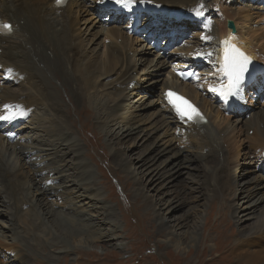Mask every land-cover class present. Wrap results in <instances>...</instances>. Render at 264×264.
Masks as SVG:
<instances>
[{
    "label": "rangeland",
    "instance_id": "1",
    "mask_svg": "<svg viewBox=\"0 0 264 264\" xmlns=\"http://www.w3.org/2000/svg\"><path fill=\"white\" fill-rule=\"evenodd\" d=\"M86 3L88 6L82 8V15H78V19L74 18V34L77 38L66 43V45H71L76 41V45L82 52L85 51L89 55L97 54L93 58L99 57L102 66L106 63V68H102V71L99 70L96 74L97 81H103L105 86L100 87L101 85L98 84V89L88 92L92 94V98L87 93L86 104H83L80 93H77L79 99L76 101L72 94L73 83L66 85L62 72L53 71L56 64L52 69L40 66L38 68L40 74L50 82L51 96L55 93L58 97H56V102L58 101L60 105L55 107L54 111L59 115V121H56L50 115L48 107L39 101L35 90L29 89L30 84L20 82L18 74L14 72L11 76H7V69L3 71L0 68V85L2 86L0 88V115L9 111L4 107L9 103H1L4 91L7 89L31 92V102L33 99L39 102L34 107L29 108L28 104H24L21 105L22 108L19 105L20 109L14 110L24 114L23 117H18L19 122L13 127L15 132L13 138L16 142L8 141L6 135L5 129H9L8 124L11 122L0 120V155L4 156L7 162L9 161L8 166L10 167L16 165L18 168L24 160L31 166H25L24 174L20 176V182H23L25 186L18 190V203H15L18 204V212L14 220L11 218L14 216L16 207L13 202H9V187L0 181L2 192L0 197V264H10L7 260H11L17 252V249L11 250L12 245L10 244L14 242H18L34 257V264H241V260L237 257L241 254L249 255L252 251H254L253 263L264 262V235L260 234L262 238L252 235L248 242L249 245L237 243V240L242 237V234H239L240 230L258 226L264 216V183H262L264 173L259 170V165H261L264 171V162L262 163L264 144L259 142V138H264V120L262 119L264 116V0H233L225 3L228 7L227 12L229 14L232 12V16L240 23L237 24V28L240 27L242 32L244 30V36L249 38L247 42H253V48L248 50V54L251 58H255L261 70L257 82L243 88L235 109L218 112L219 109L216 106L211 102L208 106L207 102L209 110L210 106H213L211 108L213 116L210 115L212 123L209 125L208 122L207 126H194L196 129L193 128V130H190L191 125H186L189 130L185 129L173 111L170 109L165 111V104L167 105L168 102L163 89L166 83H169L166 81L173 74L172 63L178 61L177 58L165 55L162 61L169 62V67H164L163 72L156 71L155 66L159 64H154L155 66L150 68L147 64L152 65L153 62L148 61L145 64L140 60L141 65L135 67L136 65L134 66L130 60L131 57L133 60L141 57L143 60H151L155 57L158 59V54L146 48L149 53L153 54L144 55L142 52L140 56L134 55L137 48H143V44L153 49L155 45L146 40V37L141 36L142 34L131 35V39L138 37L142 40L137 46L131 44L130 41L127 42L128 37L125 34L127 28H125L119 37L122 41L120 43L126 45L125 51L120 47L121 54L126 55V70L124 62L117 66L119 63L117 52L114 55L117 58L116 61L113 60L114 62L110 63L112 49L118 45L120 39L117 43L109 37L106 28L113 26L123 28L127 26L128 21L123 24L118 20L108 21L106 19L110 18V15L97 16V3L89 0ZM197 4L194 1L192 3L180 1L178 6L192 5L194 7ZM71 9L66 14L72 12L74 15L75 10H79L75 6L73 10ZM181 22L184 23L183 20ZM223 22L225 20L222 18L217 24L221 31L224 30L225 23ZM192 23L195 25V22ZM185 24L190 23L185 22ZM123 34L125 35L122 36ZM14 37L12 36L11 41ZM175 45L171 43L165 47L162 44L163 49H158V51L160 55L163 51H168L171 55L177 49L173 48ZM109 46L110 52H108ZM188 47L187 45L183 48ZM79 56L80 53L78 58ZM58 58L62 60L63 55ZM78 58H73V63L78 65ZM17 59H19L18 56ZM71 62L68 61V63ZM87 62L79 67L81 71L76 70L78 75H82L83 70L87 69L85 68L88 66ZM178 63L174 64V68L180 67ZM108 65L111 66L107 67ZM147 67L150 69L145 70ZM156 67L158 69V66ZM207 72L208 70L204 71L203 76L195 81L207 79ZM130 76L133 80H130L132 78ZM197 84L200 82L185 85L186 94L190 95L194 90L201 95ZM94 91L98 95L97 100L102 102L101 111L109 112L107 114L111 116L112 113L117 115L116 120L110 122L112 124L109 123L110 127L116 130L119 124L121 127L130 126L138 130L137 134L135 133L128 139L107 136L103 130L104 122L109 115L105 116L102 113L101 116H96L100 110L95 107L93 101ZM121 94L124 95L121 97ZM122 98H124V105L117 108ZM11 103L13 105L11 109L16 108V102ZM231 103L235 106L233 102ZM90 109L91 114L88 113ZM255 110L259 112L251 116V122L243 119L250 117L251 111ZM23 111H28V113L25 115ZM221 111L223 118L220 115ZM165 112L170 113L169 115L174 116L173 118L176 117V121L173 118V120L168 119L169 116L165 115ZM240 116L242 119L239 123L245 121L247 129L240 126L235 130L228 129L230 124L237 126ZM218 118V121L214 120ZM259 120L262 121L259 122ZM117 122L120 123L117 124ZM248 125H252L251 129ZM199 128L206 129L198 130ZM46 129L51 130L52 133L48 135L45 133ZM61 135L66 137L67 145L60 146L62 152L54 153L58 145L53 141ZM183 135L184 138H182ZM254 136L257 143L253 140ZM205 139L215 141V144L219 145L215 152L220 162H224L223 156L232 155V160H230L233 167L230 173L233 191L229 192L230 188L228 184L226 185L224 178L219 179L218 181L221 182L218 183L214 176L207 180L203 175L202 170L204 169H201L203 166L209 169L211 165L217 164L212 162L213 158L206 160L203 157L202 162L195 159L196 163L193 162L192 165L198 169H192L190 165H186L187 159H190L194 152L196 154L202 151L193 144H200ZM233 141L236 143L234 144ZM209 145L213 146V143ZM252 145L257 148L255 149ZM20 148L25 150L29 157L26 159L19 157ZM35 148H38V152ZM238 149L241 152L235 155ZM210 152L212 153V150ZM173 153L175 154L172 159L170 156ZM127 157H130L132 161L126 159ZM137 158L143 159L146 164L138 167ZM39 161L41 163H38ZM124 161L128 163L127 166ZM81 163L85 166H81ZM178 163L182 168L179 169ZM58 167L60 168L58 171H63L62 179H60V174L52 172ZM180 170L183 173L178 175L177 172ZM71 174H75L72 178H75L77 184L69 181ZM152 175L155 178L163 175L164 178L151 181ZM169 176H173L171 183L169 179L165 180ZM53 178L57 179L52 180ZM176 179L179 183L173 182ZM195 180L202 183L201 193L194 188L193 191L190 190V197L186 198L182 190L177 192L184 186H187L184 189L188 187L191 189L192 186L198 185L194 182ZM82 182L85 184L80 185ZM246 182L249 183L246 184ZM28 184L32 187L30 191L27 190ZM48 185L60 187L58 196L56 194L46 196L42 203V210L45 212L43 214L47 215L51 222L53 220V223H48L49 226H47L48 229L52 227V236L47 234L45 229L42 230V226L37 232L33 231L31 225L32 222L38 225L39 220L36 218L42 212L33 205L34 200L41 198V190ZM46 200L57 211L66 205L73 204L79 208L78 211L83 210L85 213H78V215L74 213L75 218L73 217L72 222L75 224L72 225L59 220L61 222V228H59L62 231H58V224L55 223L58 219L53 218L49 212L50 208ZM255 206L258 209L253 212ZM68 230L80 234L78 233L76 238L65 241L63 237L66 234L61 235L60 233ZM45 239L49 242L54 241V244L50 242L54 246L53 249H49V246L47 249L39 246V243L44 245ZM36 240L40 241L37 243ZM257 240L259 241L256 243ZM253 241L255 244H250ZM64 246L81 247V249L66 251L62 248Z\"/></svg>",
    "mask_w": 264,
    "mask_h": 264
},
{
    "label": "bare ground",
    "instance_id": "2",
    "mask_svg": "<svg viewBox=\"0 0 264 264\" xmlns=\"http://www.w3.org/2000/svg\"><path fill=\"white\" fill-rule=\"evenodd\" d=\"M86 1L87 0H70L68 5L66 6V8L60 10L59 8H56V7L53 6V0H12L10 3H8L7 1H4V0H2V1L0 0V15L2 16L3 20L11 21L13 23V32L11 34H9V35H0V63H1V68H2L3 71L5 70V68L8 70L7 71V73H8L7 76H11L13 74L12 72H14V73L18 74V80L20 82H26L27 84H30L29 85V89L35 90L36 93L35 92L34 93L38 95L39 101L42 102L43 104H45V107L46 106L48 107V110L50 111V115L53 116L56 121H59V115L54 110H55V107L59 106L60 104H58V101L56 102V97L57 96L55 95V93L51 96V94L49 92V89H51V87H50L51 85L49 84L50 82L45 80L43 78V76L40 74V71L38 70V68L40 66L44 67L46 69L47 68L52 69L53 66L56 64V67L54 68L53 71L54 72H57V71H61L62 72V74L64 75V78H65V84L66 85L73 83V85H72V94L75 97L76 101H78L79 97L77 96V93L78 94L80 93V95H81V97L83 99V104H86V100L88 99V96L86 94L88 92H92L93 91L92 89H95V90L98 89L97 86H99V85H101L100 87L105 86L103 81H99V80L97 81L98 77H96V74H97V71H99V70L102 71V68H106L105 67L106 63L104 64V66H102V64L99 62V57L98 58L97 57L93 58L94 56H97V54L89 55L85 51L82 52V50H80V48L76 45V41H75V43H72L71 45H66L67 41H71L72 42L73 40H75L77 38L75 36V34H74V25H75L74 18L78 19V15L83 13L82 8L88 6ZM89 1H92L93 3H97L96 0H89ZM100 1L105 6L108 3L107 0H100ZM157 1L163 2V3L171 5V6H178V3L180 1L185 2V3H192L193 1L195 3H200L202 0H193V1H189V0H171V1H169V0H157ZM177 1H178V3H176ZM205 1H211V0H204V2ZM215 3H217L221 7V11H222L221 13L224 16L223 19L225 20V22H223V23H225L223 31L218 29L219 27L217 26L216 27L217 28L216 31H214L213 33H209V34H214V35L218 36L217 40L218 41L221 40V42H223L219 53H222L225 50V46L228 44L229 46L234 48L232 53H235L234 50L236 48H238L247 57H249L253 61H256L255 58H251L250 55L248 54L250 49L253 48V42H247V39H249V38H246L247 36L246 37L244 36V30L242 32V30H240V27L237 28V24L239 23V22L236 21L237 18L235 19L232 16V14H231L232 12H230V14H229V12H227L226 9L228 7L226 5H224L221 2V0L214 1V3H211L210 5L208 3H206V4L211 6V5H214ZM73 6L78 7V9H79V10H75L76 11V13H75L76 15L75 14L73 15L72 12L66 14L68 12V10H70L71 8H72L71 10H73ZM133 8L136 9V6H133ZM222 9H224L225 11L222 10ZM184 10L186 11V9H184ZM114 11H115L114 9H105L104 6H99L98 3H97V16H99L100 14L112 15V13ZM185 11H182V17L185 15ZM60 16H62V17L60 18ZM125 17H128L127 26H123V28H120L119 26H113L111 28H106V33H107V35L109 37H112L114 40L117 41V43H118V41L120 39L118 45L115 48L112 49L113 53L110 54V63H111L113 60L116 61L117 58L114 55L116 54L115 52H117L118 60H119V63L117 64V66L121 65L123 62L124 63L126 62V55L125 54H123V55L121 54V48H120V47H122L123 51H125L124 47H126V45H125V43H120L122 41H121V38L119 37V34L121 35V31L123 29H125V28H129L130 25H133L134 23H135V25L138 24V23H141V22H138V21L136 22L135 21L136 20L135 14L126 15L123 12L119 13V16L116 18V20L121 21ZM229 20H231V21H233L235 23L236 32L233 29H229L227 27V22ZM162 21H163V19H162ZM54 24H56V26H54ZM188 25H190V24H188ZM138 29H139L138 27L135 28V30H138ZM129 30L132 31V29L129 28V29H127V32L125 34H127L126 36L128 38H130V40L128 38H126V40H127V42L130 41L131 44L137 46L138 44H140V41H142V40L139 39L138 37L137 38L132 37V39H131V33H130ZM125 34H123L122 36H124ZM12 36H15L14 38H16V39L13 38V40L11 41ZM161 37H162V39L164 37L165 38L164 40H166V41H172V38L168 37L164 33L162 34ZM155 39H156V34L153 36L152 40H155ZM110 46L108 47V52H110ZM159 46H160V44L157 43L156 48L159 49ZM146 48H149V49L153 50V52L155 51V49L151 48L149 45L148 46H144V44H143V48H140V49L137 48L136 52L133 53V54L140 56V54L142 52H144L143 53L144 55H147V54H151L152 55L153 53H149L148 50H146ZM191 48H194V46L188 47L187 49H185L183 47H180V48H178L176 50H177V52L179 51V52H183L184 53V51L185 52L190 51ZM118 49H120V50H118ZM79 53H80V56L78 58ZM156 53L158 54L157 55L158 59H156V57H155V59L143 60V57H141L138 60H133V58L131 57L130 60H131V62H132V64L134 66L136 65L135 67L141 65V62H145V64H146L147 61L148 62H153L152 65L150 63L147 64L150 68L155 66L156 64H159V65H156V66H158V69L155 66L156 71L163 72V68L164 67H169V62L165 63V61H162V59L165 57V54L160 55L159 52H156ZM60 55H63V59L62 60L58 58V56H60ZM17 56L19 57V59H17ZM76 57L78 58V65L75 62L73 63V58H76ZM173 58H176V57H173ZM86 59H87V61L88 60L89 61L88 62L85 61ZM140 60H142V61L140 62ZM177 60L180 61L181 57L177 58ZM68 61H72V62L68 63ZM86 62L88 64V66L85 67V68H87V69L83 70L82 75L81 74L78 75L76 70H80L81 71V69L79 67L82 64L86 63ZM177 65H181V63L179 62ZM109 66H111V65H108L107 67H109ZM215 66H216L215 68H212V69L208 70L207 77H206L207 79L208 78L212 79V77L218 79V78L222 77V69H221L222 67H220V61L219 60L215 62ZM149 67H147V69H145V70H149L150 69ZM175 69H178V68H175ZM125 70H126V63H125ZM128 70H130V69H128ZM259 71H260V68L258 66H256V65H251L249 68H246V74L243 75L242 84L239 83L237 88L235 89L236 94H238L241 91L242 87L247 83V80H249V79L252 80L256 76H258ZM132 72L134 73L135 70L133 69ZM178 72H181V71L178 70ZM105 75H108V74H105ZM210 75L212 77H210ZM132 76H133V74H132ZM132 76H130V77H132ZM175 77H177V75L174 76L172 74L171 77L167 78L166 82H169L170 84L166 83V85H165L163 90H165L166 88H171V89H173V90L185 95L186 92L184 90L187 87H185V85L179 84L176 81ZM130 80H133V77ZM196 81H194L192 83H195ZM245 81H246V83H245ZM216 82H218V81H216ZM206 83H208V80H206ZM212 83H215V81H212ZM109 86H110V84H109ZM215 86H217V85H215ZM1 87L2 86L0 85V88ZM190 90H192V89H190ZM24 91L20 92V91H16V90L12 91L11 89H7L6 91H4V98H3L1 103H5V102L7 103L8 102L10 104L11 102H16V105H18V106L19 105H23V104H28L27 106L29 108H30V106L34 107L37 104H39V102L37 100H35V99H33V102H31V100H30V99H32L31 98L32 97L31 92H28V90H27L28 93H25ZM56 92H57V90H56ZM95 92L96 91H94V93H93L94 94L93 95L94 96L93 101L95 102V107L99 108V110H100V112H98L96 114V116H101L102 113L104 112V111H101V107H102L101 103L102 102L100 103V101L97 100L96 97L98 95H96ZM88 95L92 98V94L91 93H88ZM122 95H124V94H121V97H122ZM186 95H188V94H186ZM22 96L23 97L25 96V98H22ZM188 96L191 97V98H194L196 101L200 102V105H201L202 109H204L206 111V113H207V115L209 117V123H210L209 125H211L212 120H210V115L213 116V114L211 113V108L213 106H210L211 108L209 110V108L207 107V102H208V106L211 103H212V105H214V104L211 101V99L209 98V96H206V95H203V94L202 95H198L194 90H193V93H191ZM166 100H167V96H166ZM123 102H124V98H122L120 100V104L117 105V108L119 106H123L124 105ZM231 102H233V104L236 106V103H235L234 100L231 101ZM247 103H249V102H247ZM80 104H82V103H80ZM89 104H91V103H89ZM104 105H105V103H104ZM167 105H169V106H167ZM167 105L165 104V109H166L165 111H167L168 109H170V111H173L171 105L169 103ZM218 109H219L218 110V112H219L220 109H222V106L218 105ZM91 112H92L91 109L88 110V113L91 114ZM251 112L252 113H250V117H248V118L244 117L243 119L248 121V122H251L252 121V117L251 116L254 113H257L259 111L255 110V111H251ZM107 113H109V112H107ZM107 113H103V115L104 114H105V116L109 115ZM221 113H222V111H221ZM169 114H167V112H165V115L169 116L168 119L173 120V119L176 118V117L173 118L174 116L172 117V115H169ZM173 114H175V113H173ZM2 115L9 116L10 120H14V119L15 120H19L18 117H23L24 114L19 112V111H12V112L7 111L6 113L1 114L0 116H2ZM220 115L222 116L223 113L220 114ZM109 116H108V118H106V120L104 122L105 127H104V130H103L107 136H112V137H115V138L116 137L117 138L121 137L123 139L124 138L128 139V138L132 137V135H134L135 133L137 134L138 130L136 131L133 127H130V126L121 127L120 124H119L120 122H117V124H119V126H118V128L116 130H115V128L112 129L110 127L111 126L110 124H112V123H110V122L115 121L116 120L115 117L117 115L115 113H112V116H111V114ZM223 116H222V118H223ZM241 119H242L241 116L238 117V120H237L238 123H237L236 127L233 126V124H230L227 128L230 129V130L231 129L235 130L238 126H240V127H243L244 129H247V126L245 125V121L242 122V123H239ZM262 119L264 120V116L262 117ZM214 120L218 121L219 118L218 119H214ZM226 120H228V118H226ZM175 121H176V119H175ZM260 121H262V120H259V122ZM263 123H264V121H263ZM206 124L201 125V126H205ZM252 124L255 125L254 123H252ZM61 125H62L61 127H63V123H61ZM258 125H259V123H258ZM10 126H11V123L8 124L9 128H10ZM248 126H249V129H251L252 125H248ZM256 127L258 128V126H256ZM22 128L25 129V127H22ZM193 128L196 129V127L192 126L190 128V130H193ZM260 128H263V127L260 126ZM200 129L201 130H205L206 128H199L198 130H200ZM187 130H189V129H187ZM260 131L263 132L262 130H260ZM245 132H246V130H245ZM45 133L50 135L52 133V131L49 130V129H46ZM209 134H210V132H209ZM9 135H10V133L7 135L8 136L7 137L8 141H9ZM198 136H201V135H198ZM63 137L64 136L61 135L60 137L55 139V141H53L56 145H58V148L55 149L54 153L62 152V151H60V146L67 145L66 137H64V138ZM184 137L185 136L183 135L182 138H184ZM253 140L257 143V140H256L255 136H254ZM123 142H124V140H123ZM211 142L213 143V146L209 145ZM259 142L261 144H264V138H262V139L259 138ZM233 143L235 144L236 141H233ZM8 145L14 146V145H12L10 143ZM193 145L197 146L198 148H201L202 151L199 152L200 154L199 153L194 154L195 153L194 152L193 155L190 157V159H187L186 165L187 166L190 165L192 167V169H198L197 167H194L192 165V164H194L193 162L196 163L195 159L199 160V162L200 161L202 162V160H204L203 157L206 160L208 158H213L212 162L213 163H217V164L216 165L213 164V165H211V167L208 166V167H210L209 169L206 168L205 166H203L201 168V169H204V170H202V172L204 173L203 175L206 176L207 180L212 178L213 176L215 177L216 181H218L219 179L223 180V178H224V181H225L226 185L228 184V187L230 188L229 192L233 191L232 190L233 186H232V182H231V173H230V171H231V169L233 167L232 163H231L232 155L223 156L222 159H224V162L222 163V162L219 161L218 157H216L215 150L217 151V148H218L219 145L218 144L216 145L215 141H212V140H209V139L208 140L205 139L204 141L200 142V144H195L194 143ZM239 146H241V144H239ZM252 146L255 149L257 148L255 145H252ZM211 148H214V149H211ZM223 148H224V146H223ZM35 149H37L36 152H38V148H35ZM204 150H206V151H204ZM210 150H212V153L210 152ZM219 150H220V148H219ZM177 152L181 153L180 150H177ZM239 152H241L240 149L237 150L235 155H237ZM50 153H52V152H50ZM18 154H19V157L21 156L22 158H25V159L27 157H29V154H27L25 152V150H22L21 148H20V150H18ZM174 154L175 153H173V155L170 156L172 159H173ZM261 155H263L262 152H261ZM263 158L261 159V161L263 160ZM126 159H129L130 161H132L130 157L129 158L127 157ZM228 161H229V163H228ZM8 162H7V159L6 160L4 159V156L0 155V181H2V183H4V184L6 183L8 185L9 190H10L9 191V196H8L10 198L9 202L10 203L13 202V205H14L15 203H18L17 202L18 201L17 200V198H18L17 195H19L18 194V192H19L18 190L21 189L22 186H25V184L23 182H20V176L24 174L23 168L25 166L26 167H28V166L31 167V166L29 164H27L25 162V160L23 161L22 165L20 167H18V168L16 167V165L14 167L8 166ZM263 162H264V160L262 161V163ZM38 163H41V162L39 161ZM137 163H138V167H142L143 165L146 164V161H144L143 159L139 158L137 160ZM3 164H5V165H3ZM124 164L127 166L128 163H125V161H124ZM81 166H85V165L83 163H81ZM177 166L179 167V169L182 168L181 164H179V163L177 164ZM59 169H60L59 167L55 168V169L52 170V172H57L58 174H60V179H62L63 176H64V175H62L63 171H58ZM259 170L264 173L263 168L261 167V165H259ZM181 173H183L181 170L177 172L178 175H180ZM74 175L75 174H71L70 175V180L69 181H71V183H73V184H77L75 178H72ZM172 177L173 176L166 177L165 180L169 179V181L171 183L172 182V179H171ZM151 178H152L151 181H154V180H158V178H164V176L160 175L157 178H155L154 175H152ZM54 179H57V178H53L52 180H54ZM263 179H264V174H263ZM173 182L174 183H179L178 179L173 180ZM194 182L196 184H198V185L192 186L193 188L191 187V189H190V187H188V189H184V188L187 187V186H184V187L178 189L177 192L182 190V194L186 198L190 197V192L193 191L194 188L197 189V192L201 193L202 192V187H203L201 181H196L195 180ZM220 182L221 181H218V183H220ZM247 183H249V182H246V184ZM262 183H264V181ZM262 183H261V185H262ZM6 184H5V186H6ZM82 184H85V183L84 182L80 183V185H82ZM59 188L60 187H57V188L56 187H52V185L46 186V188H44L40 192L41 198L40 199L36 198L34 200V204L33 205L38 207L37 209H40V211H41L42 210V203H44L43 198H46V196H48V197L52 196L54 194H56L58 196L59 195ZM221 188H223V187H221ZM31 189H32V187L30 186V184H28L27 190L30 191ZM66 191H64V193H66ZM1 195H2V192H1V188H0V197H1ZM62 195H63V192L61 193V196ZM1 202L5 203V201H1ZM71 205L73 207H71ZM47 206L50 208L49 212L52 214L53 218L56 217L58 219L55 222L56 224H58V228H57L58 231H62V230H60V228H61V224L60 223L61 222H63V223L67 222L68 224H71V225L75 224V222L74 223L72 222L73 217H74L73 216L74 213L76 215H78V213L79 214L80 213H85L83 210L78 211L79 208L76 205H73V204L66 205V206L62 207V209H60L58 211H57V209H55V207L49 205L48 201H47ZM15 207L16 208H15V211H14V216L11 218V220H14L16 218V216H17L18 204L17 205L15 204ZM257 209L258 208L255 206L252 211L255 212ZM43 212L44 211L42 210V212L37 215L36 219L39 220V221H37L38 225H36L35 222L31 223L33 231L36 230V232H37V230H39L41 228V226H42V230L45 229L46 233L47 234H51V236H52V231H51L52 227L50 225L51 228L48 229L47 226H49L48 223L49 224L53 223V220L51 222L48 219L47 215L43 214ZM245 216H246V214H245ZM46 217H47V220L45 219ZM245 218L249 219L248 217H245ZM76 220H78V219H76ZM90 221H91V218H90ZM260 222L261 223H259L258 226L248 227V228H244V229L240 230L239 234H242L243 238L240 237L239 240H237L238 241L237 243H239V245H241V244L249 245L248 242H249V239H251L250 237L252 235H254L255 237H258V238H262V236L264 235V216H263V220H261ZM88 223H89V220H88ZM92 224H93V222H92ZM7 229L11 230V228H8V227H7ZM81 229H82V227H81ZM78 233L79 232H76V234H75L73 231L68 230V231L62 232L60 234L61 235L62 234H66L63 238H65L64 239L65 241H69L70 239L76 238L78 236ZM260 234H262V236H260ZM39 241L40 240H36L37 243ZM88 241H92V240L88 239ZM258 241L259 240H257L256 243ZM43 242H44V245L46 247L44 245H42L41 243H39L40 244L39 246H41L44 249H47L48 246H49V249L54 247V246H52V244H54V241L53 242L50 241L52 244L47 239H45V241H43ZM56 244H58V243H56ZM250 244H255V241L251 242ZM10 245H12L11 250L17 249V252H16L15 256L11 260L10 259H8V260L5 259V260H7L8 263H10V264H34L33 263L34 257H32V255L27 250L23 249V247L20 246L18 244V242H14V243H12ZM206 246L210 247L209 245H206ZM67 247H69V248H67ZM67 247L64 246L62 248H65L64 250H66V251L81 249V247H78V248L75 247L76 249L72 248L71 246H67ZM253 252L254 251L250 252L249 255L241 254L237 258H239L241 260V264H255L252 261ZM2 256H4V254ZM36 263H37V261H36ZM259 264H264V262L259 263Z\"/></svg>",
    "mask_w": 264,
    "mask_h": 264
},
{
    "label": "snow or ice",
    "instance_id": "3",
    "mask_svg": "<svg viewBox=\"0 0 264 264\" xmlns=\"http://www.w3.org/2000/svg\"><path fill=\"white\" fill-rule=\"evenodd\" d=\"M65 2H66V0H57L58 4L65 3ZM115 2L117 4H122L125 7H128L130 4L135 3V0H115ZM11 30H12V25L0 24V31L11 32ZM224 73H225V76L229 80V91L236 89L238 84H239V73L237 71L236 63L234 61H232V62L229 61V57H228L227 53L225 55ZM174 95L175 94L172 93L171 91H169L167 93V96L169 98V102L173 105V107L175 108V110L177 112V115L182 120H184V119L192 120L194 118H202L200 116V113L198 112V110L194 106L190 105L182 97L175 96V99H173ZM8 107H10V106L5 105L6 109ZM5 119H9V116H7V115L0 116V120H5Z\"/></svg>",
    "mask_w": 264,
    "mask_h": 264
},
{
    "label": "water",
    "instance_id": "4",
    "mask_svg": "<svg viewBox=\"0 0 264 264\" xmlns=\"http://www.w3.org/2000/svg\"><path fill=\"white\" fill-rule=\"evenodd\" d=\"M229 26L232 28V29H236V27H235V24H234V22L233 21H229Z\"/></svg>",
    "mask_w": 264,
    "mask_h": 264
}]
</instances>
